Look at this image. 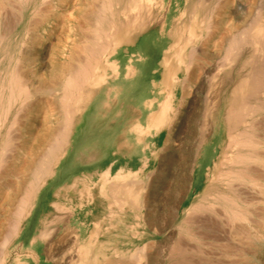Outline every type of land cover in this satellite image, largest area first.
Listing matches in <instances>:
<instances>
[{"label":"bare ground","instance_id":"bare-ground-1","mask_svg":"<svg viewBox=\"0 0 264 264\" xmlns=\"http://www.w3.org/2000/svg\"><path fill=\"white\" fill-rule=\"evenodd\" d=\"M20 1L0 0V178L4 180L0 184V221L1 225L4 224V228H0V235L5 237L1 242L3 246L8 239L18 234L23 220L33 208L36 192L46 177L53 174L54 167L72 144L76 112L83 109L86 96L95 92L93 87L97 83L99 86V82L105 80L108 67L112 68L115 77L122 75L121 66L112 56L120 48L125 30H129L131 25L135 27L154 5L161 3V0H98V4L89 5L82 0H40L33 6L30 26L24 28L22 38L12 42L9 37V6H16ZM42 4L47 7L40 8ZM18 8L21 9L20 6ZM66 24L70 25V30L78 28L79 34L78 39L73 41L75 48L69 46L70 51L67 50L70 44L62 43L57 30ZM173 27L175 39L170 49L174 47L176 50L175 53L166 54L164 65L167 67L164 73L171 76L170 81L176 84L179 81L178 67L183 64L188 70L183 81L181 104L179 108L173 107V97H168L163 103H168V106L152 114V119L158 126L168 124L169 148L180 133L189 143L194 129L197 130L192 173L203 156L204 145L211 140L212 130L213 134L217 131L222 136L217 154L208 165V180L203 190L184 208L181 218L175 223L177 239L167 251L165 264L201 262L200 243L208 236V225L214 226L215 220L230 227L231 238L235 242L240 241L235 248L240 249V244L245 248L254 245L256 243L252 242L255 240L261 244L250 245V248L262 249L264 0H185ZM198 39H202L199 44L196 43ZM189 44L191 47L187 50ZM184 52L189 60L181 57ZM209 54L213 57L212 61L205 63L200 60H207ZM57 56H62L63 60H56ZM174 58L176 65L172 62ZM133 63L128 64V76L136 74ZM29 77L34 79L32 83ZM200 79L199 88L203 90L200 103L205 108L200 105L189 111L183 106L189 102L191 105L188 96ZM196 101L194 99V105ZM182 121L186 124L176 129L175 126ZM17 126L21 133L17 132ZM139 131L145 132L143 128ZM158 175L151 183L153 185L136 183V209L142 208L138 203H141L144 188L152 187L155 193H163L164 196H159L157 201H163L165 209L171 214L169 223H172L180 217V211L173 208V203L182 202L188 191L182 196L183 179H179V175L168 177L166 186L161 178H167V175L163 174L161 178ZM122 183L116 182L119 195L115 197L120 201V207L124 202L134 201L132 193L124 189ZM13 184H16V189H12ZM193 184L194 179L189 189ZM99 191L106 192L105 186ZM88 195L92 197L91 192ZM118 214V211L109 210L106 218H103L106 230L110 231L113 239L119 229L127 230L134 237L136 221H120L116 217ZM152 226L154 232H163L158 224ZM192 242L196 245H192ZM155 243L153 241L150 244L153 246ZM145 246H140L137 252V246H132V263L135 264L136 256L141 259L146 256L142 251ZM237 255L240 254L227 255L231 257L227 264L252 263L251 256L250 261L241 263V259L248 257L242 258V255L241 259H234ZM110 264L123 262L115 260ZM208 264L224 262L211 261Z\"/></svg>","mask_w":264,"mask_h":264},{"label":"rangeland","instance_id":"rangeland-1","mask_svg":"<svg viewBox=\"0 0 264 264\" xmlns=\"http://www.w3.org/2000/svg\"><path fill=\"white\" fill-rule=\"evenodd\" d=\"M39 1L21 0L17 4L21 9L17 5L9 6L8 15L11 24L9 31H12L9 32V37L11 36L12 42H17L22 38L24 28L30 26L33 6ZM82 1L89 5L98 4V0ZM157 4L145 14L144 19L139 20L135 27L131 25L129 30H125L123 42L120 48L118 47L119 51L116 49L117 53L112 56L121 66V77H115L112 68L108 67L105 80L99 82V86L97 83L93 87L95 92L86 96L83 109L76 112L75 135L72 136L73 145L67 148L68 151H65V155L54 167L53 174L46 177L36 192L33 208L23 220L18 234L8 239L5 246L1 244L5 237L0 235V264H110L115 260L122 261L123 264H134L131 261L130 250L135 245L137 246L136 252L140 246L143 248L147 245L144 250L142 249L146 256L142 259L136 256L135 264H148V262L149 264H165L168 257L166 256L167 251L177 239L175 223L181 218L184 208L189 206L197 194L203 190L208 180V165L211 164L212 157L217 154L222 135L217 131L213 134L212 130L214 138L211 137V140L204 145L203 156L200 157L196 170L192 173L193 150L198 140L197 130L194 129L189 143L183 137L184 134L180 133L176 141L172 142V147L169 148L167 144L168 124L158 126L151 117L162 107L168 106V103H163L171 89L173 91L172 105L175 108L180 107L184 89L183 81L188 72L181 64L178 67L180 68L177 74L179 81L176 84L174 81L169 82L166 75L164 76L165 67H167L164 65L165 56L175 53L176 50L174 47L170 49L175 39V27L173 26L177 21L179 8H183L185 0H161V3ZM43 7L47 6L42 4L40 8ZM75 28L70 30L69 24L57 28L62 43L70 44L67 46L69 51L75 48L73 41L79 37L78 28ZM200 40L202 41L198 39L196 43L199 44ZM191 44L188 45L187 50ZM208 56L207 60H200L205 63L212 61V55ZM61 57L57 56L56 60H63ZM181 57L190 59L186 57L185 52L181 54ZM175 59H172L173 65L177 63ZM131 62H135L133 65L137 71L135 76L128 77L126 70ZM172 62L171 66H173ZM29 79L30 83L34 81L31 77ZM201 82L202 79L192 88V94L188 96L191 105L189 102L183 106L189 111H193L194 107L202 106L200 93L203 90L199 88ZM193 97L197 100L195 105ZM14 109L15 106L12 107V111ZM185 124L186 122L182 121L175 127L178 129ZM140 128H143L145 132L140 133ZM17 132L21 133L20 129ZM16 143L17 139L14 140V144ZM183 156H185L184 160ZM1 170L0 176L2 175ZM119 173L120 178L116 177ZM163 174L167 175V178H161ZM156 175L161 178L165 186L168 177L179 175V179H183L182 196H185L183 194L188 191L186 192L188 195L182 202L179 200L173 203V208L179 209L180 217L172 223H169L171 214L169 215L165 209L163 201H157L159 196L161 198L164 196L163 193L159 191L155 193L152 187L144 188L141 203H138L142 208L136 209V183L153 185L151 183ZM193 179L194 184L189 189ZM3 181L0 178V184ZM116 182H123L122 187L132 193L134 201L129 200L121 207L119 206L121 203L115 197L119 195L116 191ZM103 186L106 192L99 191ZM11 187L16 189V184ZM89 192L92 193V197L88 195ZM109 210L118 211L119 214L116 217L120 221H136V235L133 237L127 230L119 229L113 239L103 223V218H106ZM101 221V224H97ZM154 223L163 228V232H154V226H152ZM213 225L215 227L208 225L210 228L206 229L208 236L204 237L200 243L201 262L193 264H208L211 261H222L227 264L231 258L227 255L231 254H240L234 258L237 260L239 257L241 259L242 255V258L248 257L241 259L243 260L241 263L250 261L251 256V264H264V248H250L253 244L246 248L244 245L237 244L241 248H235L236 243L240 241L235 242L231 238L230 227L226 224L223 226L216 220ZM2 227L4 228V224L1 225L0 221V228ZM132 239H134L133 242ZM153 241L156 243L151 246L150 243ZM252 243L261 244L260 241L255 242V240ZM228 244L233 246L230 247ZM192 245L196 243L192 242ZM127 248L129 249L126 250ZM227 251L230 252L227 253ZM225 258L228 260L225 261Z\"/></svg>","mask_w":264,"mask_h":264},{"label":"crops","instance_id":"crops-1","mask_svg":"<svg viewBox=\"0 0 264 264\" xmlns=\"http://www.w3.org/2000/svg\"><path fill=\"white\" fill-rule=\"evenodd\" d=\"M136 71V70H135ZM164 76H165V74H164ZM119 77H121V75L120 76H118V78ZM128 77H132V76H128ZM166 77H167V79L169 80V82H170V79H172V77L171 76H169V75H166ZM173 91H172V89L168 92V95H167V98L168 97H170V96H172L173 97V93H172ZM158 112H160V110L158 111ZM151 117H152V115H151ZM4 240V239H3Z\"/></svg>","mask_w":264,"mask_h":264}]
</instances>
